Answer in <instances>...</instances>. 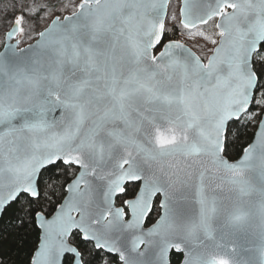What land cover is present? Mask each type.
Wrapping results in <instances>:
<instances>
[{"label": "snow or ice", "instance_id": "1", "mask_svg": "<svg viewBox=\"0 0 264 264\" xmlns=\"http://www.w3.org/2000/svg\"><path fill=\"white\" fill-rule=\"evenodd\" d=\"M0 4V241L23 264H264V0ZM225 228L253 230L246 260Z\"/></svg>", "mask_w": 264, "mask_h": 264}, {"label": "water", "instance_id": "2", "mask_svg": "<svg viewBox=\"0 0 264 264\" xmlns=\"http://www.w3.org/2000/svg\"><path fill=\"white\" fill-rule=\"evenodd\" d=\"M172 1L173 0H171V3ZM181 3H182V0H181ZM17 38L12 40L13 44L17 42ZM33 43H35V41ZM25 47H21V48H25ZM3 51H4V47L0 51V53H2ZM220 195L222 197H230L232 193H230L227 189H225L222 193H220ZM252 199H254V197H245V200H252ZM220 231L221 230H218V233H217V237H216L217 242L222 245L227 246L230 252L231 258L233 260L235 261L246 260L251 255V253L246 251V249L250 248L254 242V237L252 235V232H253L252 229L233 231V230H229L225 228L222 230L223 235H220ZM233 248H235V252H231V249ZM141 250H143V246H141Z\"/></svg>", "mask_w": 264, "mask_h": 264}, {"label": "trees", "instance_id": "3", "mask_svg": "<svg viewBox=\"0 0 264 264\" xmlns=\"http://www.w3.org/2000/svg\"><path fill=\"white\" fill-rule=\"evenodd\" d=\"M176 0H173L171 5H170V9L173 10L174 8L173 7V3H175ZM3 7V4H0V8ZM0 19H3V13L0 12ZM33 41H35L34 39H32V41L30 42H27L26 40V45L32 43ZM3 49V43H0V51ZM254 127L252 128H249L248 129V132L249 133H252L254 131ZM247 141V137H245L244 140L241 141V143H245ZM0 251H3L5 254L9 255L11 257L12 260L14 261H19V264H23V262L26 260L27 258V252H24V253H21V254H17V252L15 251V249L13 248V242L8 239V238H5L4 240L0 241ZM178 259V257H177Z\"/></svg>", "mask_w": 264, "mask_h": 264}, {"label": "rangeland", "instance_id": "4", "mask_svg": "<svg viewBox=\"0 0 264 264\" xmlns=\"http://www.w3.org/2000/svg\"><path fill=\"white\" fill-rule=\"evenodd\" d=\"M180 5H181V0H176L175 3H173V7H172V8H174L173 10L178 9V7ZM181 39H182V41L184 40V38H181ZM17 40L21 41V45H20L21 47H25L24 45L26 44V40L23 37H18ZM30 41H32V39L27 40V42H30ZM0 43H3V47H4L5 41L3 39V33L2 32H0ZM187 43H188V46L192 47L193 51H195L196 54L201 56L202 58L205 57L207 54H209V50L212 47H214L212 45H205V42L203 40H199V41L193 40V41L187 42ZM201 49H203V50H201Z\"/></svg>", "mask_w": 264, "mask_h": 264}]
</instances>
